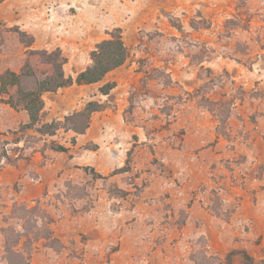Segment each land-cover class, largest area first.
<instances>
[{
    "label": "rangeland",
    "instance_id": "obj_1",
    "mask_svg": "<svg viewBox=\"0 0 264 264\" xmlns=\"http://www.w3.org/2000/svg\"><path fill=\"white\" fill-rule=\"evenodd\" d=\"M117 28L131 50L123 67L102 83L44 97L46 122L105 103L85 134L21 132L27 113L0 102V264H22L7 247L25 261L32 249L30 264L42 247L76 264H136L113 256L122 249L115 231L137 234L138 264H203L204 255L224 260L233 250L263 260L264 0H4L0 75L20 72L27 60L47 71L29 50L61 48L75 77ZM20 32L35 38L32 47ZM107 82L117 87L103 96ZM205 100L233 104L227 125ZM130 151L129 171L113 175ZM32 164L47 166L46 191L61 189L58 200H28L22 181H9L13 167ZM64 220L78 227V239L56 236ZM46 228L60 250L45 246ZM96 230L109 246L88 256Z\"/></svg>",
    "mask_w": 264,
    "mask_h": 264
},
{
    "label": "trees",
    "instance_id": "obj_2",
    "mask_svg": "<svg viewBox=\"0 0 264 264\" xmlns=\"http://www.w3.org/2000/svg\"><path fill=\"white\" fill-rule=\"evenodd\" d=\"M3 1L0 0V3ZM20 34L23 43L29 48L32 47L35 38L30 36V41L26 42L24 37L29 35L26 32H20ZM109 35L110 38L96 44L90 52L91 64L83 71L77 73L75 77L66 74L65 66L68 64L69 59L61 48L53 51L29 50V55L37 56L40 63L48 68L47 71H38L31 61L27 60L20 72L6 70L0 75V102L10 105L17 111H25L29 116V122L21 125V132L26 129L35 130L43 136L56 135L60 130L73 131L80 135L87 132L91 126L93 115L107 108L105 103L90 101L81 110L66 116L64 120L55 119L51 122H46L44 120L46 105L44 97L47 94L57 93L62 89L73 86L81 87L102 83L110 73L123 67L131 57V50L124 40L123 31L117 28L110 32ZM116 87V82H107L99 88V92L103 96H109ZM205 101H207V107L219 120L220 125H227L233 104L224 101ZM52 149L57 152L69 151L65 146L55 143L52 145ZM131 153L130 151L126 166L117 169L113 175L129 171ZM85 169L89 170V168ZM91 172L96 177H103L95 172L94 169H91ZM21 210L25 212L24 208ZM30 212L31 210H28V213ZM44 239L46 240V247L57 250L62 248L60 242L53 237V232L50 228H46ZM20 240L16 242L17 245ZM31 241L32 239L27 236V243L31 245ZM32 251L31 249L28 253V259ZM8 253L22 258V264H30L28 259L25 261L19 252H15L9 247H7ZM204 257L203 264H235L237 258L240 259V264H264V259L257 260L246 250H233L227 254L224 260L212 256L208 257L207 255H204ZM13 264L17 263L13 262Z\"/></svg>",
    "mask_w": 264,
    "mask_h": 264
},
{
    "label": "crops",
    "instance_id": "obj_3",
    "mask_svg": "<svg viewBox=\"0 0 264 264\" xmlns=\"http://www.w3.org/2000/svg\"><path fill=\"white\" fill-rule=\"evenodd\" d=\"M66 90V89H65ZM20 123H27L29 116L27 114L21 113ZM79 140V138H77ZM38 154V153H37ZM38 159V157H37ZM105 163L100 168L102 172L109 171L106 168H103ZM47 166H42V164H32L24 169L20 170L16 167H13L10 171L13 172V176L10 177L9 181L21 180L23 183V194L25 198L28 200H33L37 198H42L44 201L46 200H58L57 194L61 189H51L50 191H46V186L52 185V182H48L45 179V171ZM68 172H66L63 177L60 179L61 184L68 180ZM35 177V178H34ZM1 184V180H0ZM95 211H93L94 213ZM1 217V216H0ZM1 219V218H0ZM70 220L67 219V222ZM66 220L61 221L60 225L55 226L56 236L61 238L65 243L72 241L74 238L78 239L80 230L78 227L65 228L63 225L67 224ZM1 227V225H0ZM96 230L94 233V241H91L88 244L89 253L87 251V255L95 256L96 253H104V249L108 248V242H105V232ZM116 235V236H115ZM137 234L131 235V232L122 231V235L118 236V231L113 232L112 240L113 244L117 241L121 244V251L119 253L113 254V256L122 257L134 261L132 263L138 264L141 260V253L139 252V248L131 244V240L138 239ZM128 248H131L129 252H127ZM33 264H76L75 261H70L67 253H56L52 249L49 248H40L38 249L32 257Z\"/></svg>",
    "mask_w": 264,
    "mask_h": 264
}]
</instances>
